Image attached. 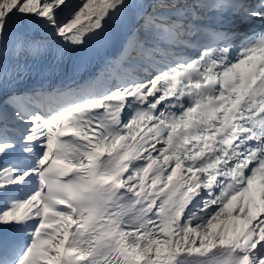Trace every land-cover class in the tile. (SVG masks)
<instances>
[{"label": "snow or ice", "instance_id": "6c2138e0", "mask_svg": "<svg viewBox=\"0 0 264 264\" xmlns=\"http://www.w3.org/2000/svg\"><path fill=\"white\" fill-rule=\"evenodd\" d=\"M0 264H264V0H0Z\"/></svg>", "mask_w": 264, "mask_h": 264}]
</instances>
